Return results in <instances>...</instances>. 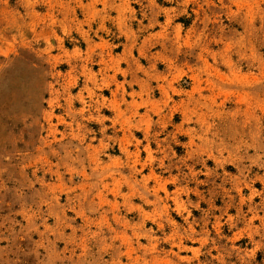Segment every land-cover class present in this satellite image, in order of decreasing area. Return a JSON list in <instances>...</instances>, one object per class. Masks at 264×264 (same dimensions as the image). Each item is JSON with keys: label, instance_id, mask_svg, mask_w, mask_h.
<instances>
[{"label": "rangeland", "instance_id": "rangeland-1", "mask_svg": "<svg viewBox=\"0 0 264 264\" xmlns=\"http://www.w3.org/2000/svg\"><path fill=\"white\" fill-rule=\"evenodd\" d=\"M0 264H264V0H0Z\"/></svg>", "mask_w": 264, "mask_h": 264}]
</instances>
